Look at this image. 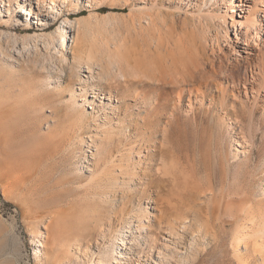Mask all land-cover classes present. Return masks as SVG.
I'll return each instance as SVG.
<instances>
[{
	"label": "rangeland",
	"instance_id": "1",
	"mask_svg": "<svg viewBox=\"0 0 264 264\" xmlns=\"http://www.w3.org/2000/svg\"><path fill=\"white\" fill-rule=\"evenodd\" d=\"M20 1L26 9L30 10V3L35 8L30 32L24 28L31 20L21 19L16 0H11V6L0 0V264H100L101 258L110 263L113 253L127 254L121 264H182L195 257L188 264H264V240L249 239L234 247L231 239L242 221L250 230L253 219L264 220L260 209L264 203L263 102L257 100L255 105L251 92L247 98L244 91L233 90L232 80L229 84L218 80L220 87L217 82L212 84L216 99H220L221 88L226 89L222 106L206 100L196 103L193 110L186 106V99L177 107L173 104L169 97L175 95L174 89L158 97L155 89L136 86L128 78L114 77L105 84L99 80L106 69L112 76L118 72L106 53H116L121 43L130 65L150 55V48L155 58V45L162 37L172 41V47L180 37L186 41L199 38L198 45L211 57L207 69L213 68L212 48L231 60L239 55L235 51L245 55L244 44L236 42L233 29L228 42L217 19L206 20L197 13L206 9L205 3L222 11L224 0H80L78 11L64 7L55 16L49 14L53 1L47 0L42 7L47 14L44 21L36 18L39 0ZM147 5L152 16L144 11ZM3 15L10 16L8 27L1 20ZM66 20L74 26L66 28ZM58 26L67 29L63 63L56 57L51 62L44 37L38 40L45 61L55 70L53 76L35 62L34 53L17 57L13 42H6L8 32H17L16 46L22 47L24 40L32 44L30 34L37 31L55 35L60 45ZM72 36L78 38L77 49ZM91 36L97 41L93 49ZM75 49L81 56L90 49L96 51L95 88L104 101L87 87L86 96L94 102L83 108L86 117L82 120L76 115L71 93L81 88L76 73L80 71L84 81L88 69L85 63L77 66ZM235 74L252 79L244 66ZM165 96L171 99L168 108L162 104ZM243 107H249L246 113L255 110L253 125ZM172 111L177 118L170 128ZM227 115L231 117L228 124L222 121V116L230 120ZM243 122L244 131L254 138L249 160L243 154L238 159L235 156L236 149L243 150ZM91 135L96 141L89 140ZM237 160L244 164L235 178ZM136 169L139 179L130 177ZM93 176L102 183V194L115 183L117 192L111 201L94 197ZM210 182L213 198L209 190H199ZM189 193L193 195L187 198ZM208 203L215 206L214 213L205 206ZM139 209L145 212L141 224L148 225L141 236L135 232ZM199 211L211 218V224L209 230L194 235L191 246L199 223L207 224L197 215ZM185 216L192 223L187 229L181 223ZM172 220L181 236H170L167 224ZM126 224L129 231L123 233L120 228ZM118 234L127 253L116 243ZM114 246L118 252L110 253ZM159 250L169 255L158 257Z\"/></svg>",
	"mask_w": 264,
	"mask_h": 264
},
{
	"label": "bare ground",
	"instance_id": "2",
	"mask_svg": "<svg viewBox=\"0 0 264 264\" xmlns=\"http://www.w3.org/2000/svg\"><path fill=\"white\" fill-rule=\"evenodd\" d=\"M52 1H53L52 4L49 6V9H50L49 14L53 13L54 16L56 12L62 11L64 7L66 9L68 8L74 9L75 11H78L80 7V0H78L77 2L73 0H62V1L52 0ZM2 2L4 3L5 6L6 5L11 6V0H2ZM224 3H225V6L222 9V11L221 9L220 11H216V10L214 11L211 8V6L208 5V3H205L206 9L202 11L200 10V8H198V10L200 11H198L197 13L199 14L200 18H203V19L205 18L206 20L217 19L220 22V27L223 29V36L224 38H226L228 42L230 40L229 33L231 29H233L235 32V36H236V42L237 43L241 42L242 44H244V46H242L243 47L242 50L244 53H246L245 55L239 53V50L235 51L236 53L238 52L239 55L235 59L231 60L229 58L231 56L228 57L227 55L223 57V55L221 56L219 54H216L217 51L215 52V50H217V48H212L214 50V51L212 50V53H214L215 56L214 58L212 57L213 59L211 60L210 64H213L212 65L213 68L207 69V64L211 57L208 59L207 58L208 55L206 57V55L203 52L204 50L202 51V48L198 45L199 38L197 40L196 37L194 38L192 37V39L190 38L188 41H186L184 39H180L181 38L180 37L175 42V46L172 47L170 45V42L172 43V41H169L168 39H165L164 37H162L160 38L159 42H157L155 45L156 51H157L155 58H152L150 56L151 51H152V48H150L148 51L150 55L148 54L147 57L145 56L144 58H142V60L138 61L136 65H130L128 64V59L126 57L127 49H125L123 43H121V45H119L118 48H116L117 50L116 53H114L111 50H107V53H106L110 61V64L117 67L116 70L118 72L116 73L115 76H112V74H109L110 71L106 69V71L104 72V75L99 77L100 84H105L111 79H113L114 77L128 78L129 81L136 86L144 87V88H147L148 90L155 89V91L158 93L157 95L158 97H159V94H165L168 96L171 90L174 89L175 95L173 97H169V98L174 99L173 100L174 103L173 101L172 103L176 105L177 107L183 102V100L185 101L186 99L187 101L186 106L190 108L191 110H193L195 109L196 103L203 104L204 101L206 100H210V103L212 104L222 106L225 100L224 98L226 94L225 92L226 89L221 88V96L219 97L220 99H216L215 96L212 94V84H214V82L215 83L217 82L216 87H220L219 83L223 84L226 82L227 84H229L230 80H232L233 90H237L238 92L244 91L247 98L249 97L248 96L249 92H251L253 96V101L255 102V103L253 102V104L256 105V101L261 100L264 105V39L262 37V35L264 34V0H253V1L240 0V3H237V4L235 3V0H224ZM37 4H38V9H37L38 15L36 16V18L39 19L40 17V19L44 21V19H46L45 16L47 14L44 13L45 10H43L42 7H45V4H47V0H39ZM29 5H30V10L26 9L25 6L23 7V4L20 0H16V7L18 8L19 12L22 11L21 19L24 21L31 20V23L29 22V24L31 25L25 27L24 28L25 31H28L29 28H31L33 24L32 23L33 14H34L33 10L35 8L33 7V4L30 3ZM150 8L151 7L147 5L144 7V11L148 12V14L152 16L153 12L150 11ZM1 13L2 11L0 10V14ZM41 15H43L45 18L41 17ZM1 20L3 23H6L7 27L9 26L8 23L10 22V16L5 17L3 15ZM66 23H67L66 28H69V27L71 28L74 26V22H72L71 20H66ZM77 24H78V28L82 27L81 21H78ZM61 27L62 26H58L56 30V33H58L60 37V45L56 44L55 35L51 34L49 36H43V35H39L37 31H35L34 34H30V38L34 40V43L32 44L25 42L24 40L25 38H24L23 46L22 47L16 46L17 43L19 42L18 41L19 35L17 34V32L15 33L8 32L7 37H6V42H9V43L13 42V45H14L13 47H15V51L17 52V57L24 56L25 52L29 56H31V54L34 53L35 62L38 63L40 67L42 66L43 68H48L47 69L48 73H50V75L53 76L52 73L55 72V70L51 66H48V63L45 61L46 57L40 51L41 48L39 47L38 40H39V36L44 37L43 38L44 45H45V48L48 50L47 52H49L48 56L50 55L49 57L51 58L50 60L51 62L55 61L54 58L56 57L59 59L61 63H63L66 58H65V55L62 49H65L68 43L66 41V35H65V33L67 32V29L65 27L63 28ZM72 37H73V43L76 45L75 48L77 49L78 38L75 36H72ZM216 38L217 39L219 38L218 33L216 34ZM150 40H151V37H150ZM96 43L97 41H96L95 36H91L90 46L92 49L95 47ZM238 46L241 47V45H238ZM1 48H2V44H0V50H2ZM53 49L54 51H52ZM92 49H90L89 53L86 54V56H81L79 53H77V51H76V55L74 56L78 64L77 66H81L82 63H85L88 69V71H86L88 72V76L86 79H84V81H83L82 76L79 73L80 71L76 73V77H77L76 79L78 80V84H80L81 88L79 91L73 90L71 93V97L73 99V106L75 107L76 115L79 120H82L84 117H86L85 116L86 113L83 108L84 107L89 108L92 102H94L93 100H91V98H88V96H86L88 89H91V90L97 89L95 88V85H96L95 82L97 81L96 79L98 77L94 73V66H93L97 56H96V51L95 50L93 51ZM232 54H234V51H232ZM241 66H244L246 71L248 69L250 70V73L252 76L251 80L245 77H243L242 79V77L235 74L236 71ZM60 70L63 71L64 68H60ZM218 80H220L219 83H218ZM240 84H242V88L240 87ZM87 87L89 88L87 89ZM95 92H97V96L101 98V102H104L102 99L103 96L100 95V92H98L97 90ZM92 96L95 97V94H93ZM167 96H165L167 100L162 103L166 105V107L169 104H171V99L168 100L169 98ZM91 108L93 109L94 107L92 106ZM245 108L247 107L242 108V111L244 110V113L247 112V111L245 112ZM248 112L249 113H246V115L249 117V120H250L249 124L253 125V122L255 120V117H254L255 110L251 108ZM244 113L242 112V114ZM90 114L93 117V119H95L94 112H90ZM171 114H172V117L170 121L168 122V125H171L170 128L172 127L171 121L175 119V117L177 118L176 113L172 111ZM224 117L222 116V121H224L227 124L231 123V117L228 116L230 120H227L226 118L227 121H225ZM241 129L242 131L240 133H242L241 134L242 138H244V143H243L244 145H242L243 150L239 151V149H236L235 156L238 159L240 157L239 155L243 154L246 157V159L249 160V156L251 154V149L249 146L251 145V143H254V138L251 132L247 133L244 131V122L241 123ZM166 131H169V128H167ZM93 136L94 135L90 136V139H89L90 141H96V137L95 136L93 137ZM236 143L239 144L238 139ZM242 164H244V161L242 160L236 161L235 167H234L235 178H238V176L242 173ZM77 169H79V166ZM138 172H139L138 169H136L135 172L130 175V177L135 176V179H139ZM90 182L94 186V193H95L94 197L100 196L102 200L111 201L114 197L113 195H115L117 192L115 188L116 186L114 185L115 183L112 185H108V188L110 191L108 192L104 191V194H102L101 188H100L102 183L100 181H96L94 176L91 177ZM200 186H201V188L199 189L200 192H205L209 190L208 193L211 194L210 197L213 198L215 196V193L213 192L214 185L211 182L209 184H202ZM192 195H193L192 193L187 194V198L191 197ZM221 197H225V195L222 194ZM205 206L207 207L208 210L212 209L211 212L214 213L215 206L209 203ZM262 206H264V203H262ZM203 207L204 205L200 204V208H203ZM261 207L260 209L264 211V209ZM227 209L228 207H226V210ZM200 211L199 213H197V215L201 216L202 219L205 218L207 224L199 223V226L197 227L198 229H195L194 234L192 235L191 246H193V243L196 239L195 238L196 236L194 235H199L200 233L204 232V229L210 228L209 224H211L210 222L211 218L203 216L202 213H200ZM230 211H231V208H230ZM246 214H248L247 211H246ZM144 215H145V212L142 209H139L136 213V216L138 217L139 222L137 224L138 227L135 232L139 233V236L142 235L143 228H148V225H143L140 222L141 218ZM181 223H185L183 224L184 229H187L192 224L191 220L188 219V217H186L185 220ZM253 225L254 227H252L249 230L246 228V223H243L242 221V223H240L241 229L238 230L237 233H234L232 235V238H231L232 246L238 247L241 241H245L247 243L249 239L250 240L256 239V240L263 241L264 240V220L257 221V219H253ZM129 227L130 225L126 224L125 226H122L120 229L123 233H125V231L126 232L129 231L128 229ZM167 228L169 229L170 236L172 237L181 236L180 232L177 229L178 227L176 226L173 220L169 221V223L167 224ZM196 230L198 231V234L195 233ZM120 236L121 234H118L116 236V243L121 245L120 251L124 250V252L127 253L125 245L122 242ZM131 239H134V238H131ZM197 239H198V236H197ZM130 242L132 243V241ZM141 247L143 246L141 245ZM117 248H118L117 246L110 248L109 249L110 253H112L113 250L118 252ZM200 252H201L200 249H198V253ZM159 253L161 254L158 257L164 256L163 259L165 258L166 255H169L168 253L161 252V250H159ZM170 254L172 255V253ZM123 255L125 256L127 254H121V253L119 255H115L114 253L111 254V257L113 260L110 263L114 262L116 264H119V263L121 264L123 261L122 260ZM38 257H40V255H38ZM169 258L170 257H168V260ZM170 259L173 260V258H170ZM194 259H197V257H195ZM193 261H188V259H184L182 264H188V262L192 263ZM110 263H108L106 259L104 258L100 259V264H110ZM138 264H140V262H138Z\"/></svg>",
	"mask_w": 264,
	"mask_h": 264
}]
</instances>
